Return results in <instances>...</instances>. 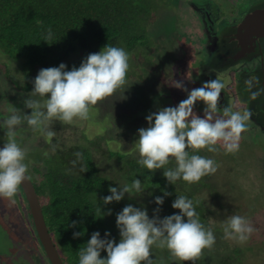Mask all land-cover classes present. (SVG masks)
Returning a JSON list of instances; mask_svg holds the SVG:
<instances>
[{"label":"rangeland","instance_id":"374dc122","mask_svg":"<svg viewBox=\"0 0 264 264\" xmlns=\"http://www.w3.org/2000/svg\"><path fill=\"white\" fill-rule=\"evenodd\" d=\"M254 1L136 0L134 35H143L147 44L145 46L136 44L134 54L129 58L132 63L129 67L132 70L128 69L125 84L111 96L97 101L90 110L89 119L74 117L70 123L53 120L50 127L55 136L50 142L42 133L33 131L26 124L21 125L17 129V139L26 150L27 173L37 182L40 176L34 174L32 167H38L40 174H43L46 167L43 161L45 157L56 152H65L69 148L84 146L85 151H90L92 163L100 172L98 174L108 175L116 185L123 186L126 182L121 179L117 181L116 171L119 173L120 170L126 171L127 168L118 162L116 157H110V152L128 153L132 160H136V164L141 165L138 163L140 156L134 141L137 139V129L147 126L145 116L158 108L175 106L187 97L189 91L200 87L209 75L208 69L202 68L204 63L208 68H211L215 58L217 64L228 63L218 55L215 57L214 53L212 56L208 54V44L223 51L226 42L221 40L215 44L213 39L206 35L207 27L199 25L198 22H233L235 21L233 17H241L243 11L245 12ZM140 14L144 20L139 19ZM88 54L77 50L63 63L67 68L79 66L81 60ZM38 70H30L25 67L22 59L12 61L0 51V120L9 115L7 109L10 105L23 109L25 98L31 96L29 92L32 80ZM195 73L200 81L195 79ZM212 79L223 83L222 89L230 96L227 101L231 110L246 112V101L243 104L245 93L240 92L244 85L238 83L237 76L233 82H226L224 76L212 73L210 80ZM174 81H182L183 90L174 87ZM133 103H136V112L128 109ZM203 107V102L197 101L193 110L197 115H202ZM245 131L246 128L243 132ZM119 132H123V135ZM244 138L248 145L241 148L240 135L238 149L245 155L253 154L244 163L247 172L239 175H244L245 186L251 188V192L247 193L246 189L235 190V185L228 188L235 173L227 174L225 171L228 166H225L217 179L214 178L202 188L205 191L200 192V199L205 201L209 209L218 210L213 202H209L208 192L214 188L217 191V183L227 186L222 190L226 195L218 194L224 205L228 206L223 214L228 211L232 214L240 213L241 216L243 214L255 230L244 242L227 239L225 236L223 239L230 250L233 248L236 251L240 264H264V137L258 136L251 142H248V137ZM4 139H6L4 130L0 129V143L3 144ZM215 147L222 156H231L219 142ZM238 157L239 153L235 155V158ZM237 165L242 167L239 163L233 164L234 167ZM239 192L244 198L227 197L236 196ZM129 197V194H125L123 201L126 202ZM26 206L18 193H15L12 199L0 197V264H48L35 236L30 232L33 224ZM98 231L101 236L108 231L112 238L117 241L119 239L115 231L106 230L105 227L104 230ZM161 249L165 251L164 264H172L175 259L177 264H181V261L173 257L166 248ZM60 253L63 257L61 251ZM205 253L206 249H203L192 264H215L214 257ZM226 254L227 252H223V256ZM184 264H187V261Z\"/></svg>","mask_w":264,"mask_h":264},{"label":"clouds","instance_id":"9594fccd","mask_svg":"<svg viewBox=\"0 0 264 264\" xmlns=\"http://www.w3.org/2000/svg\"><path fill=\"white\" fill-rule=\"evenodd\" d=\"M46 32L51 37L50 27ZM128 61L129 55L124 48L107 43L98 52L84 57L79 66L67 68L61 62L38 70L32 80L31 96L25 98L23 109L10 105L7 109L9 115L0 120V129L4 130L6 137L0 146V197L12 199L18 186L27 178L26 150L18 142L17 129L26 124L50 142L55 136L50 127L53 120L70 123L74 117L89 119L90 110L97 101L111 96L125 84ZM173 86L183 90L182 81H174ZM223 87L219 80L206 81L189 91L187 97L175 106L158 108L146 115L147 126L137 129L134 141L140 156L138 163L153 172L164 168L169 164V158H174L175 167L162 172L169 184L178 179L193 183L214 173L216 164L213 159L190 155L186 149L206 148L215 152V145L219 142L226 152H235L239 148L240 135L242 143L245 142L246 133L243 131L249 113L225 107L219 114L221 110L217 104ZM197 101L203 102L202 115L193 110ZM24 109L31 111L25 112ZM76 156L79 157L80 153ZM144 192L141 180L134 178L130 185H110L109 194L101 201L108 205L121 201L125 194L134 193L139 197ZM161 192L162 195L152 198L151 202L157 207L151 217L145 206L131 203L125 204L115 214L118 241L108 231L103 236L99 231H93L86 246L78 253V264H152L151 248L154 245L166 248L181 264L186 261L192 264L203 249L215 243V235L202 224L193 201L184 195H175L171 203V208L178 209V212L160 217L159 206L165 197L171 195L164 189ZM111 214V209H108L101 211L99 217ZM75 224L73 221L70 226ZM254 230L249 220L241 215L229 216L223 225L225 238L239 242L246 241ZM72 235L73 238L79 237L81 231ZM57 251L61 255L58 247ZM102 251L105 253L103 256Z\"/></svg>","mask_w":264,"mask_h":264},{"label":"trees","instance_id":"16d2710c","mask_svg":"<svg viewBox=\"0 0 264 264\" xmlns=\"http://www.w3.org/2000/svg\"><path fill=\"white\" fill-rule=\"evenodd\" d=\"M135 2L136 0H0V51L12 61L22 59L25 67L30 70L57 66L77 50L98 52L107 43L124 48L130 58L137 43L144 46L147 44L143 35H134ZM139 19L144 20V17L140 14ZM48 27L51 28V37L47 36ZM128 63L132 65L130 60ZM129 69L132 70L130 67ZM127 106L129 107L128 104ZM128 109L136 112V103ZM119 133L123 135V132ZM240 145L243 149L248 144L241 140ZM85 148H69L65 152H56L45 157L43 161L46 167L43 174H40L38 167H32L34 174L40 176L37 182L28 174L42 204L48 231L63 254L64 264H78V253L86 246L93 231L104 230L105 227L106 230L115 231L119 237L115 214L128 204L127 201L134 206H145L151 217L153 209L157 207L151 202L152 198L162 195L161 189L171 195L165 197L163 204L159 206L160 217L179 211L171 208L175 195L186 196L193 201L202 224L215 235V243L210 248H205V254L213 256L215 264H240L236 251L233 248L230 250L223 239L226 219L231 215H240L230 211L223 214L228 206L224 205L219 195H226L222 190L227 186L217 183L218 192L215 188L208 192L209 202H213L218 210L209 209L205 201L200 199V192L203 193L205 190L202 188L214 178L217 179L224 167L228 166L225 172L235 173L228 188L235 185V190L246 189L250 193L251 188L245 186L244 175H239L247 172L244 163L249 155L239 149L228 152L231 156H222L217 149L209 152L206 148L189 147L186 151L190 155L198 154L213 159L216 171L201 177L197 182L189 183L178 179L169 184L162 172L166 168L175 167L174 158H169V164L164 168L152 172L136 164V160H132L128 153L110 152V157H116L127 168L119 173L116 171L117 181L125 180L130 185L134 178L140 179L145 192L139 197L134 193L129 194L126 202L122 199L103 205L101 198L109 194L108 187L116 186V182L108 175L98 174L100 172L92 163L90 151H85ZM76 153H80V156L77 157ZM238 153L239 157L235 158ZM237 159L240 160L236 161ZM234 163H239L242 167H234ZM16 193L26 203L19 186ZM227 197L242 199L244 195L239 192L236 196ZM123 203L125 204L122 205ZM108 209H111V215L99 217L101 211L106 212ZM73 221L76 222L75 226H70ZM78 231H81V236L73 238V232ZM223 252L227 254L223 256ZM101 255L105 253L102 251ZM151 257L152 264L166 262L165 251L155 245L151 248ZM176 262L175 259L172 264Z\"/></svg>","mask_w":264,"mask_h":264},{"label":"flooded vegetation","instance_id":"af4514ba","mask_svg":"<svg viewBox=\"0 0 264 264\" xmlns=\"http://www.w3.org/2000/svg\"><path fill=\"white\" fill-rule=\"evenodd\" d=\"M257 10H264V0H255L245 12L243 11L241 17H233L235 19L233 22H206L208 24L198 22L199 25L202 24L207 27L206 35H209L215 44L220 43L221 40L226 42L223 51L216 49L212 44L207 45V52L210 56L214 53L215 57L218 55L220 59L224 62L228 61V63L227 65L226 63H223L224 65L217 64L216 58L211 68H208L204 63L205 65L202 68H207L209 74L205 78V82L210 80L213 73L224 76L226 82H233L237 76L238 83L244 85L243 90L240 89V92L245 93L243 104L246 101V112L249 113L245 131L248 142L258 136L264 137V16L258 15L259 20L250 22V26L246 29L241 28L240 30L239 27L248 13ZM239 40L245 44L244 47L239 44ZM195 79L200 81L197 73H195ZM229 97L222 89L217 104L218 109L221 110L219 114H222L225 107L231 109L229 101H227ZM252 154L250 153V156ZM30 232L35 236L46 262L51 264L38 241L33 226Z\"/></svg>","mask_w":264,"mask_h":264},{"label":"water","instance_id":"95a60500","mask_svg":"<svg viewBox=\"0 0 264 264\" xmlns=\"http://www.w3.org/2000/svg\"><path fill=\"white\" fill-rule=\"evenodd\" d=\"M260 14L264 16V10H257L253 13H248L243 19V23L240 25L239 29H246L248 26H250V22L258 21V15ZM239 44L243 47L245 46V44H243L241 40H239ZM0 146H2V143H0ZM19 188L27 204L34 231L36 233L38 241L40 242L44 250V253L46 254L51 264H64L62 257L57 251V247L46 226V222L42 212V204L40 202V199L38 198V195L28 173L26 180L22 182Z\"/></svg>","mask_w":264,"mask_h":264}]
</instances>
